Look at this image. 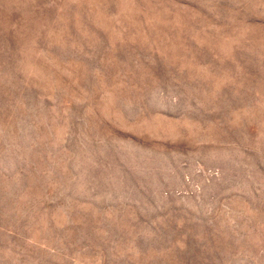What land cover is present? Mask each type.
I'll return each instance as SVG.
<instances>
[{"label":"rangeland","instance_id":"obj_1","mask_svg":"<svg viewBox=\"0 0 264 264\" xmlns=\"http://www.w3.org/2000/svg\"><path fill=\"white\" fill-rule=\"evenodd\" d=\"M0 264H264V0H0Z\"/></svg>","mask_w":264,"mask_h":264}]
</instances>
